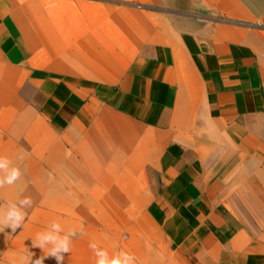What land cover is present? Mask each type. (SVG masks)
I'll return each instance as SVG.
<instances>
[{
    "label": "crops",
    "instance_id": "crops-1",
    "mask_svg": "<svg viewBox=\"0 0 264 264\" xmlns=\"http://www.w3.org/2000/svg\"><path fill=\"white\" fill-rule=\"evenodd\" d=\"M54 1L37 21L0 0L8 77L36 87L53 118L23 137L36 133L56 169L117 176L104 190L127 194L71 200L64 264H95L91 242L136 264H264V165L249 168L264 162V0ZM10 144L0 128V156ZM112 203L117 217L95 210Z\"/></svg>",
    "mask_w": 264,
    "mask_h": 264
},
{
    "label": "rangeland",
    "instance_id": "rangeland-1",
    "mask_svg": "<svg viewBox=\"0 0 264 264\" xmlns=\"http://www.w3.org/2000/svg\"><path fill=\"white\" fill-rule=\"evenodd\" d=\"M17 10L22 18H27L29 11L38 21L41 16L48 14L50 9L56 5L54 0H16ZM60 4V2H59ZM12 76V71L5 64L0 56V128L3 127L4 138H14V144L8 145L10 151L14 148V153L10 160L13 166L20 168L22 176L12 186L0 188V208L6 209L10 202H17L19 199L29 197L32 205L25 209L26 219L23 227L21 226L15 233L11 229H5V233H0V264H22L24 256L28 251L33 253L32 260L41 257L43 251L38 247L32 246V240L38 232L45 230L52 222H59L63 228L71 227V219L76 216V209L71 207V200H81L89 198L101 202H116L122 195L117 192L105 191L107 183H118L120 178L117 176H76V163L66 160L58 170L59 163L53 158L44 160L40 155L38 135L32 134L31 143L28 144L23 137V131L26 126H30L32 131H38L41 121L50 122L51 117L45 118L41 114L42 105L45 103V96L40 93L33 85L27 84L23 87V82L13 83L8 77ZM11 90L15 91V96H10ZM258 137L264 139V131L258 133ZM255 149L256 152H263ZM239 150L238 152H242ZM23 156L21 160L19 157ZM257 156V155H256ZM51 157H54L52 154ZM94 167L99 166V162H90ZM238 164V168L245 162L238 160L233 162ZM243 163V164H242ZM250 169L263 168L264 162L257 157L249 162ZM95 169V168H94ZM93 171V170H92ZM98 170L95 169V172ZM75 175H72V174ZM256 179V178H255ZM83 182L84 188L90 191L76 192V188ZM256 189L260 188L257 180L254 182ZM104 191H103V190ZM130 195V194H129ZM128 195V196H129ZM152 194H133V197L142 196L143 203L149 202ZM82 197V198H81ZM148 197V198H147ZM146 198V199H145ZM139 202V200H137ZM141 201V200H140ZM257 205V203H255ZM96 212H111L112 217L119 216V209L96 208ZM139 210V209H138ZM136 210V216H141ZM256 215H259V221L263 220V209L256 208ZM263 226V224H262ZM45 264V263H44ZM53 264V263H49Z\"/></svg>",
    "mask_w": 264,
    "mask_h": 264
},
{
    "label": "clouds",
    "instance_id": "clouds-1",
    "mask_svg": "<svg viewBox=\"0 0 264 264\" xmlns=\"http://www.w3.org/2000/svg\"><path fill=\"white\" fill-rule=\"evenodd\" d=\"M23 158V156L19 157L21 160ZM21 176L19 167L13 166L12 161L7 157L0 156V188L14 185ZM31 205V198L24 197L17 202L8 203L6 209L0 208V233H5V229H11V232L15 233L18 228L23 227L26 219L25 209ZM77 234L78 230L75 228L65 231L59 222H52L32 240V246L40 248L43 255L33 261L34 254L28 251L22 264H44V260L49 257L54 258L56 264H64V254L71 252L72 239ZM79 234H84L82 229L79 230ZM89 247L96 257L95 264H136L135 256L127 251L121 250L110 256L106 249L99 247L95 242H91Z\"/></svg>",
    "mask_w": 264,
    "mask_h": 264
}]
</instances>
